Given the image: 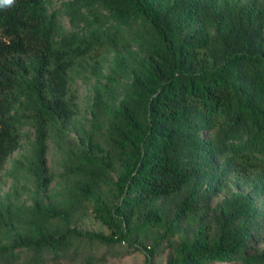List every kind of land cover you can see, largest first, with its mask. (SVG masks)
<instances>
[{
	"label": "trees",
	"instance_id": "1",
	"mask_svg": "<svg viewBox=\"0 0 264 264\" xmlns=\"http://www.w3.org/2000/svg\"><path fill=\"white\" fill-rule=\"evenodd\" d=\"M49 5L0 6V178L23 127L34 132L31 154L11 159L15 194L18 179L31 177L32 201L0 204V261L27 252L30 264H47L98 241L140 245L146 264H158L166 240L165 264H264V249H249L264 216L258 192L227 195L210 212L213 189L203 185L217 166L238 178L264 175V0H68L72 20H85L70 30ZM139 17L146 51L114 104L100 82L106 53L131 45L124 25ZM131 61L117 52L108 80ZM81 68L97 79L91 118L80 148L65 150L63 185L53 186L48 139L78 113ZM163 197L181 198L185 218L201 226L183 234ZM84 208L110 231L74 226ZM8 226L16 234L2 244Z\"/></svg>",
	"mask_w": 264,
	"mask_h": 264
},
{
	"label": "rangeland",
	"instance_id": "2",
	"mask_svg": "<svg viewBox=\"0 0 264 264\" xmlns=\"http://www.w3.org/2000/svg\"><path fill=\"white\" fill-rule=\"evenodd\" d=\"M49 7L51 10L57 11L59 21L66 30L80 27L85 23V20L79 21L78 23L72 20L69 13L68 0H50ZM101 10L109 15L104 24L109 23L112 20L109 11L103 7H101ZM90 18H92V15ZM124 29L127 36L131 39V45L129 47L115 46L109 49L106 53V61L101 71L103 77L100 79V82L107 84L108 97L114 104L118 103L119 99L124 95L126 84L133 78L132 68L134 62L140 59L146 51L148 23L139 17L130 24L124 25ZM117 52L128 55L132 61L117 81H110L108 80V75L111 72L112 63ZM86 69H78L74 80L75 85L79 89L77 99L78 113L72 121L68 122V129L66 131L59 134L55 133L48 139V166L50 171L55 174V179L52 182L53 186L63 185L64 181L59 174L63 170L62 158L65 150L69 145L80 148V145L83 144V128L88 125L89 119L91 118V106L95 95L97 79L95 76L87 77L90 69ZM22 130L23 137L21 146L11 154L10 159L2 168L0 178L1 205H7L10 201L27 204L32 201V191L34 189L33 179L22 175L18 179L20 193L15 194V179L11 173V159L17 155H29L32 151V142L34 139L33 126L27 124ZM210 136V132H205L202 138L207 139ZM214 171L206 175L203 184L205 188L210 187L213 189V193L208 201L211 206L210 212L214 210L225 196L240 191H257L258 198L264 202V175L245 179L234 176L232 173L223 170L220 166H217ZM117 174V171H113L109 176L110 180L114 181L117 178ZM160 200L166 215L171 219H175L184 228L183 234H190L201 226L200 221L185 218V213L181 211V198L163 197ZM73 225L83 230L110 231V228L96 217L91 208L76 211ZM8 227L3 232L2 244H8L16 234L15 228ZM180 235V233H176L174 238H179ZM252 236L249 249H264V216L255 222ZM146 242L148 245L153 244V240L150 238H147ZM159 248L160 251L155 256V262L165 264L169 250L167 241L163 240ZM81 249L84 250L78 253L71 250L57 260H49L47 264H146L145 249L140 245L139 249H135L128 242L106 244L95 241L94 243H85ZM29 257L30 253L23 252L18 258H13L11 261H0V264H30L28 261Z\"/></svg>",
	"mask_w": 264,
	"mask_h": 264
},
{
	"label": "clouds",
	"instance_id": "3",
	"mask_svg": "<svg viewBox=\"0 0 264 264\" xmlns=\"http://www.w3.org/2000/svg\"><path fill=\"white\" fill-rule=\"evenodd\" d=\"M15 0H0V6H11Z\"/></svg>",
	"mask_w": 264,
	"mask_h": 264
}]
</instances>
